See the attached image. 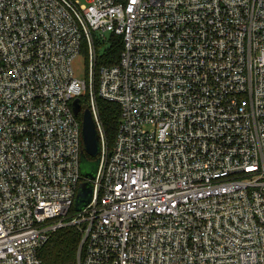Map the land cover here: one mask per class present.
I'll list each match as a JSON object with an SVG mask.
<instances>
[{"label": "built area", "instance_id": "obj_1", "mask_svg": "<svg viewBox=\"0 0 264 264\" xmlns=\"http://www.w3.org/2000/svg\"><path fill=\"white\" fill-rule=\"evenodd\" d=\"M87 3L0 0V264H41L66 226L75 264H264V0ZM105 34L122 49L95 79ZM76 99L100 148L71 214ZM97 100L119 107L111 147Z\"/></svg>", "mask_w": 264, "mask_h": 264}, {"label": "trees", "instance_id": "obj_2", "mask_svg": "<svg viewBox=\"0 0 264 264\" xmlns=\"http://www.w3.org/2000/svg\"><path fill=\"white\" fill-rule=\"evenodd\" d=\"M122 49V38L110 35L103 56L99 57V65H114L118 62ZM82 100L80 104L82 105ZM99 118L102 123L105 139L111 147L118 125L119 107L117 105L97 100ZM80 118V117H79ZM98 157L91 158L87 155L80 158V173L82 171L94 172L97 167ZM75 212V204L71 214ZM81 233L74 226H66L53 232L48 241L39 250L38 256L41 264H75L81 243ZM82 257V255H81Z\"/></svg>", "mask_w": 264, "mask_h": 264}, {"label": "water", "instance_id": "obj_3", "mask_svg": "<svg viewBox=\"0 0 264 264\" xmlns=\"http://www.w3.org/2000/svg\"><path fill=\"white\" fill-rule=\"evenodd\" d=\"M72 110L75 116H79L81 114V104L80 100L76 99L72 103ZM81 137H82V144L83 150L81 152V156L87 155L91 158H95L99 154V137L97 135V131L95 125L93 123L91 114L89 110H84L81 114ZM97 167H98V160H97ZM97 167L94 172H81V176L84 182L79 185L78 193L75 199V212L81 211L91 200L92 195V187L90 185V181L93 180ZM82 242L79 245L78 253L81 250Z\"/></svg>", "mask_w": 264, "mask_h": 264}, {"label": "rangeland", "instance_id": "obj_4", "mask_svg": "<svg viewBox=\"0 0 264 264\" xmlns=\"http://www.w3.org/2000/svg\"><path fill=\"white\" fill-rule=\"evenodd\" d=\"M71 1H75L80 5H88L87 0H71ZM110 38V34H105V41H103L100 37H97L96 35H93V41L94 44L96 45V53L99 57L103 56L104 50L107 47V41ZM99 43L101 45H99ZM99 67H101L99 65V59H96V66L94 67V77L96 79L97 75H98V71H99ZM72 70H73V76L75 79L77 80H86L88 77V56H87V51L86 48L83 47L81 49V52L79 54V56L73 61L72 63ZM85 110V107L82 106V112ZM81 112V114H82ZM81 114L79 115V117L81 118Z\"/></svg>", "mask_w": 264, "mask_h": 264}]
</instances>
